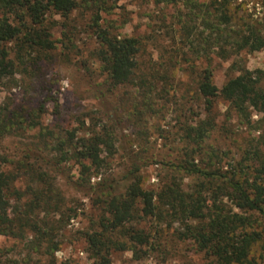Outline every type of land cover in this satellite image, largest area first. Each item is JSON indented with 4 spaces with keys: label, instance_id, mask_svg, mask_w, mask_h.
<instances>
[{
    "label": "trees",
    "instance_id": "obj_1",
    "mask_svg": "<svg viewBox=\"0 0 264 264\" xmlns=\"http://www.w3.org/2000/svg\"><path fill=\"white\" fill-rule=\"evenodd\" d=\"M117 1L0 0V92H11L22 84L26 93H40L44 86L39 77L41 61L56 47L52 30L58 25L62 28L60 42L69 50L77 34L72 21L80 16L83 31L94 37L91 53L99 61L108 90L136 85L139 97L132 113L136 121L145 119L164 95L156 90V83L137 74L140 40L113 33L111 22L103 18ZM156 2L176 9V20H172L176 24L172 41L178 44L175 56L180 50L182 56L210 61L215 56L227 59L242 50L264 49V20L235 16L231 0ZM229 72L219 88L209 63L197 69L195 88L188 95L202 101L203 109L193 112L188 108L193 116H184L179 124L176 155L164 164V174L151 189L143 186L142 165L136 162L119 178L104 174L110 170L105 156H113L116 150L109 126H95L77 136L74 131L42 126L43 101L0 105V148L6 135L38 128L35 162L28 160V148L17 170L7 171L1 166L9 160L0 151V234L23 238L31 232L28 244L32 248L54 254L59 248L57 233L75 209H68L61 226L40 217L41 212L62 214L63 198L50 174V163L74 159L79 183L92 188V200L99 208L96 219L81 233L92 264H111L113 252L127 250L140 258L146 253L143 247L162 227L170 228L178 240L195 244L215 264H264V68L248 69L234 61ZM217 98L229 112L226 120L235 117L259 132L255 142L237 155L230 156V150L213 136L219 132L221 139L230 138V124L219 125L216 118ZM253 113L259 114L255 121L251 120ZM92 175L99 178L94 184H90ZM20 176L28 180L25 192L13 187ZM186 178L190 180L187 188L183 186ZM25 194L30 198L23 205L11 203L13 196L19 201ZM0 264L17 263L0 256Z\"/></svg>",
    "mask_w": 264,
    "mask_h": 264
},
{
    "label": "rangeland",
    "instance_id": "obj_2",
    "mask_svg": "<svg viewBox=\"0 0 264 264\" xmlns=\"http://www.w3.org/2000/svg\"><path fill=\"white\" fill-rule=\"evenodd\" d=\"M231 10L237 17L248 16L254 22L264 20V0H231ZM176 14L175 8L156 0H118L110 13L103 14V18L111 22L113 33L135 36L140 40L137 74L156 83V90H161L164 95L156 100L155 110L147 112L145 119L136 121L132 113L139 97L136 85L108 90L99 61L91 53L94 37L88 31H83L84 20L80 16L72 21V30L77 34L74 37L75 45L69 50L63 48L60 42L62 28L58 25L52 30L56 47L45 61H41L39 77L44 83L43 90L40 93L33 90L26 93L21 84L11 92H0V105H26L43 101L45 111L40 117L42 126L63 129L64 132L74 131L77 136L86 134L88 129L95 126H109L115 138L116 150L113 156H105L110 170L104 174L119 178L130 163L136 162L142 165L143 186L155 188L159 176L164 174V164L174 158L175 148L180 145L179 124L184 116H193L188 108L191 107L193 112L203 109L202 101L191 99L188 95L195 88L197 69L209 63L214 83L220 88L231 75L230 65L234 61L248 69L264 68V49L254 52L242 50L227 59L215 56L210 61L204 57L195 60L188 55L182 56L180 50L175 56V46L178 44L176 39L172 41L176 32V24L172 20H176ZM51 17L60 20L58 15ZM171 56L175 58L171 60ZM165 75L168 76L166 80L160 79ZM29 99L31 103H28ZM214 111L219 125L224 122L230 124L227 125L230 138L221 139L219 132L213 134L221 140L220 145L224 149L230 150V156L237 155L258 138V131L239 123L235 117L226 120L229 112L220 98L214 102ZM258 116V113H253L251 120H257ZM37 132L38 128H35L6 135L1 141L0 151L9 161L3 163L2 169L17 170L18 161L28 148V160L35 162L34 157L38 155L34 146ZM46 159L51 160L48 156ZM50 164V174L63 198L60 207L62 214L41 212L40 217H47L53 226H61V219H65L68 209H75V215L66 220L57 233L59 248L50 256L28 244L32 239L31 232H26L23 238L0 234V256L17 264H92L81 233L90 227L91 221L99 214V208L92 200L93 190L89 185L79 183L78 165L74 159L59 165ZM98 179L92 175L90 184ZM189 182L188 178L184 179L183 186L187 188ZM27 183V178L20 176L13 187L25 192ZM28 198L30 195L25 194L16 201L13 196L11 203L23 205ZM143 249L146 253L140 258L134 257L128 250L113 252L111 264H215L192 242L175 238L167 227H162Z\"/></svg>",
    "mask_w": 264,
    "mask_h": 264
}]
</instances>
